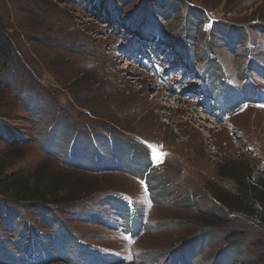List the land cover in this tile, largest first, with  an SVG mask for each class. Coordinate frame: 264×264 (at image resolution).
Returning <instances> with one entry per match:
<instances>
[{
    "label": "rangeland",
    "instance_id": "374dc122",
    "mask_svg": "<svg viewBox=\"0 0 264 264\" xmlns=\"http://www.w3.org/2000/svg\"><path fill=\"white\" fill-rule=\"evenodd\" d=\"M0 33V153L86 190L50 210L0 197V264H264L260 206L215 197L228 168L264 183V0H0Z\"/></svg>",
    "mask_w": 264,
    "mask_h": 264
},
{
    "label": "trees",
    "instance_id": "16d2710c",
    "mask_svg": "<svg viewBox=\"0 0 264 264\" xmlns=\"http://www.w3.org/2000/svg\"><path fill=\"white\" fill-rule=\"evenodd\" d=\"M168 1L170 2L172 0ZM103 8H105V6H103ZM146 25L151 27L155 25V23L154 21H150V23L147 22ZM127 27H129V30L131 32L136 33V28H134V26ZM158 30L155 31L156 36L161 38L162 41H155L151 48V51L153 49V52L155 48L160 47L157 44L163 45L164 42L168 40L167 36L163 35ZM136 36L141 42H143L145 40L150 41L153 35H151V30L149 29L146 32H141V34L137 33ZM175 45L177 46V48L172 47L171 52L176 56L178 55V57L181 58L184 63H186L185 60L187 58L184 57H191V55L189 54V48H192L191 44L189 43V47L187 45L186 47H184L180 43H177ZM179 49H181L182 54L178 52ZM10 50L11 48L8 40L4 35L0 33V57L2 59L7 58L9 52L12 51ZM136 52H138L139 54H143L144 50H138L132 53L136 54ZM145 53H148L146 54L148 55L147 57L150 56L149 51H146ZM191 60L192 57L189 59V61ZM184 63L182 64L185 65ZM2 65L3 61L1 60L0 67ZM185 66L189 72L195 73V71H193L192 67L189 64ZM6 98L7 97L5 93L0 92V106H5L3 104H5L4 102L6 101ZM0 109H2V107H0ZM20 155L21 152L17 148L12 146H10L4 152L0 153V197L2 199L6 197L9 198L8 200L11 199L15 202H29L31 204H35V207L39 210H50L51 204H63L74 201L78 199L77 194L86 192V190L82 188L84 186H82L81 184L79 185L76 181L69 177L68 174L55 172L52 173L51 171H49L48 173L47 168L44 167V165L37 166L33 171H31L30 174H26L22 171H14V169H12L13 162L21 158ZM220 174L224 177L232 179L236 184V190L235 192L223 191L222 193L215 194V197L218 199V201L222 203L227 209L231 210L232 214H235V217L237 218L242 217L240 213H243V216H245V214H255L259 210L258 207L257 209L255 207L258 204L260 206V209L262 210V212H259L261 216L259 219L260 224L264 227V183L260 181L257 185L250 184L247 181V175L243 170L235 171L228 168L226 172L222 173L221 171ZM4 209H6V212L8 211L10 214H14L15 210L10 206H6ZM208 216L209 215L201 217L203 221L200 224L204 227H202V229L204 230H202V233H200L199 235L200 238L203 239L211 234L210 229L213 230V226L217 225V222L213 221V219L215 218L210 215L209 217L213 218L211 219ZM16 246L21 248L24 245L22 243H19Z\"/></svg>",
    "mask_w": 264,
    "mask_h": 264
},
{
    "label": "bare ground",
    "instance_id": "6f19581e",
    "mask_svg": "<svg viewBox=\"0 0 264 264\" xmlns=\"http://www.w3.org/2000/svg\"><path fill=\"white\" fill-rule=\"evenodd\" d=\"M196 96H197V94H196Z\"/></svg>",
    "mask_w": 264,
    "mask_h": 264
}]
</instances>
